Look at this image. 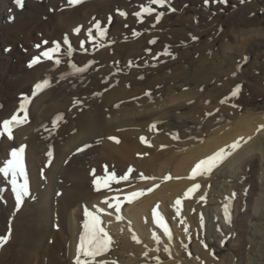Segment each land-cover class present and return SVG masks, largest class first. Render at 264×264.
Returning a JSON list of instances; mask_svg holds the SVG:
<instances>
[{
    "label": "bare ground",
    "instance_id": "obj_1",
    "mask_svg": "<svg viewBox=\"0 0 264 264\" xmlns=\"http://www.w3.org/2000/svg\"><path fill=\"white\" fill-rule=\"evenodd\" d=\"M15 1L16 0H12V1L0 0V34L2 32L3 34L11 35V38H14V36L16 35L27 32L28 29L30 28L34 29L39 25H43L44 27L42 29L46 30L47 32H49L51 29L53 31L50 32V37H49L50 40L55 37H60L61 40L63 33H66L65 30L71 28L69 34L71 32L72 33L71 35L67 36V38H69V43L71 45V48H76V50H74L73 53L71 52L70 55L68 54L69 43H65L64 40L66 39V37L64 36H63L64 40H61L62 46L60 47L59 53L55 54L54 59L51 60L50 59L44 60L43 56L40 54L53 48L52 44H49L45 48L42 46L38 48H34L31 46L32 49H34L33 50L34 52H32L33 53L32 58L29 56L31 59H29L28 62L31 63L34 58L40 56L39 63L34 64V66L29 69H27V67L26 69L23 68L22 74L19 73V76H15V78L13 79L11 75V74L15 75L14 73L15 71L12 68L13 58L8 56L2 58L0 57V100H1L0 104L3 105V109L1 110L2 112L0 111V119L4 118L10 120L13 117L14 113L17 112V109L20 108L21 105V104L19 105L18 103L19 100L15 99V96H17L19 93L22 94L28 93L27 86L29 83L37 82L35 84L36 86L39 83V81L40 83L43 82L44 80L43 78H45L46 80L47 79L46 78L47 72L45 71L46 69L50 70L52 69V67L53 68L55 67L54 65H56L57 70L54 73L55 76L57 74L62 73V69L64 66L62 65V60H63L62 55H65L66 58L68 57L67 59H65V67L70 69L68 71L73 73L74 69L71 66L77 62L80 65H83V68L86 69L85 71L88 70L89 72L87 73L91 75L92 72H90L89 68L90 69L92 68L90 66L91 63L94 62L91 61L92 58L95 59L94 63H96L98 67H101L100 65L102 64L104 65L106 60L107 61L114 60L115 61L114 64L115 65L118 64L120 66V64H122L126 58L128 61L130 59H132L133 61H135V59H138L139 53L137 51H139V49L142 48V45H144V43L146 42L145 36L144 39H140L142 38L140 29H142L145 26L146 28L149 27L148 24L143 23L142 25H138V26L134 25L133 27H131V29L125 30L124 26L128 27L132 24V22L134 23L137 22L138 20L132 18V22L126 21L123 22L122 24V19L116 18L117 19L116 21L115 19H112L111 21L112 24L109 26L110 30L116 24L118 25L120 24L116 29L117 35L119 37H120V33L126 34V33L136 32L135 35L140 40L135 41L134 39H131L130 41H126V42L124 41L118 42L119 40L117 41L113 40L117 42L116 44H114L113 42L114 44L113 47L105 46L103 48H100L99 51L96 53L76 54L75 55L76 58H73L74 57L73 54L78 53L76 51H79V47L75 46L76 41L77 40L79 42L81 41L82 44L85 43L84 39L82 38L83 35H77V36L73 35V31H75V29L81 26L79 22L87 23L89 20L92 19V17L95 14H98L99 16H104L103 19L105 22L109 21L110 17L112 16L110 12L116 10V8L119 5H121V2L123 0H86L83 4L80 3L81 5L77 4L75 6L72 5L70 7L60 6L61 3H63L65 6L70 5V3L69 4L67 3V0H49V3L46 4L41 3L44 0H23V7L14 4ZM139 1H140L139 5L143 3L144 4L143 6L149 5L150 2V0H139ZM129 4L126 3L123 5V7H125V9L127 10L128 15H130V13L133 10L132 7L129 6ZM157 5L159 4H152V7L156 8ZM166 5L168 6V4ZM134 6L135 5H133V7ZM51 9H55V13L53 16L49 15ZM108 9H109V13H108ZM182 10L183 11L186 10L187 14L192 13L193 16H197L199 14L203 15V13H205L202 12L200 8L194 7V5L187 6ZM104 11H106L107 14H103ZM134 11L137 12L138 10H133V12ZM76 23L79 24L75 26L74 24ZM71 26L74 27L72 28ZM87 26L89 25L86 24L85 27ZM84 31L85 29L83 30V33ZM105 38L104 37L101 38L103 40L101 44L105 45V41H106ZM0 39L4 44L5 40L3 36H0ZM110 42L111 41H107L106 45ZM160 44L161 43L157 44L158 45V47L156 46L157 49L160 47ZM162 44L165 43L162 42ZM215 45L216 44H214V47ZM94 47L95 45H93L90 48V50L93 51ZM210 47L212 48L213 45L208 47L207 49L208 52H210L211 50ZM168 48L167 46L166 47L164 46V49L161 47L162 50L160 49L159 50L162 52L163 50H167ZM231 48H232L231 46L227 45L225 46L224 50L225 51L231 50ZM209 54H211V52ZM200 55L202 56H199L201 59L199 60V64L197 65L198 70L196 71L202 72L201 74L202 77L201 79L200 78L195 79L196 83L199 84V86L203 84L202 81L198 82L199 80H203L207 83H210L213 80L212 78H210V76L212 74H216L218 70V66H221L223 69H225L224 67L226 66L224 64L223 65L221 64L222 61L220 59H218V62L220 61L219 63L216 62L217 60L215 59H217L218 56L212 57L211 58L212 61H209L208 56L204 57L203 53H201ZM57 58L60 60L59 65L55 64L54 62L55 59ZM181 68L179 67V71H177L178 72L177 74H185V75L192 74L191 71L186 69L181 70ZM111 69L112 68L110 69L103 67L99 68V72L97 74H93V76L95 75L94 77H91L89 75L87 79H82V81L85 80V83L86 81H88L86 85H84V83L81 84L82 83L81 81L79 83V80L76 82L74 78H71L70 79L71 87L69 88V86H67L70 90L64 87H60V89H63L65 91L62 92L63 94L62 99H60L61 97L58 99L55 97L56 95L60 94L58 92V90H60L59 88L57 89L51 88L43 93L41 92L42 93L41 95H39V93L37 94L35 89L33 91H30V93L32 92L34 93L35 91L36 96L38 97V99L35 101V103H33L31 108L32 110L37 111L36 122L35 123L32 122L33 126L31 125L21 126L18 127L16 130L13 129L12 132H14L13 134L15 136L12 139H6L5 141L1 142L0 153L2 152V160L0 164L1 167L3 168L5 166L6 161L11 159V152L13 150H18L19 148L23 147L25 172L26 170H28L27 167H30L31 169L30 176L31 179L35 182L37 178L36 177V170L38 168L37 164L39 161L41 162L43 160V159L41 160L39 156H41L40 155L41 152H44L45 151L44 149L46 148L44 147L45 143L43 141L47 142L46 141L47 135H51L49 134V132L51 133L53 132V135L50 136V139L48 138L49 140L47 143L49 144V142H52L53 144H55L53 147V157H52L53 159H50L51 161L49 159H45L46 162L49 160L47 164L49 168L48 180H46L48 186L47 197L45 199H41L40 203L38 202L39 204L33 207L34 209L32 212L27 213L25 210L27 208L26 206L22 209V211L19 214L15 215V226H17L16 230L18 229V231L13 241H11L8 244L9 246L7 245V247L3 248V250L1 251L0 264H4L2 260L5 258V255L8 254L10 249L9 247L13 244L15 245L18 240L23 245V248L21 249L24 248L26 249L25 252L21 250L23 258L21 260L17 258L16 260H14L15 261L14 264H71L72 260L73 263H76L77 249L80 241L74 239L73 236L74 239L72 244L73 247H69V256H67L66 254L67 247L64 246L63 248L61 245L62 241L65 245L67 244V241L65 240L64 236H67V233H70L72 231V229L74 228L73 224L76 226V228H78L77 231L78 234L76 235L77 238L78 239L81 238L80 236L81 234L79 233L82 230V226L84 225V223H82L83 217L76 214L77 210L73 212L75 206L77 207L78 204L85 202L87 199V200H91V203H89L90 207L91 206L95 207V210L97 211H99V209L102 208H105L108 211L109 210L115 211L114 208H109L108 204L104 202L105 199H103L108 195V193H104V192L108 189H113V188H114V193H118V194H116L115 196H110L111 199H106V200L114 204L115 200L113 198L115 197L119 198V200L122 202L119 214H121V216L125 218L124 222L127 224L126 227L124 226L127 229H125V231L122 230V232L118 234V237L120 238L119 240H117V242L119 241V251L116 252L115 256L116 257L120 256L121 258L117 262H113V261L111 262L110 261L111 259L109 260L108 256H106L107 254L106 252L104 255L101 256V258H99L98 262L96 263L93 262V264H142V262H144L146 258L152 259L154 256H161L160 252L165 251L167 249L166 247H149V249L146 251L147 254L145 253L144 255L143 247H139L141 245L140 244L138 245L139 242L135 241L133 237L139 238V235L142 232V234H144V237L146 239L153 241L151 240L150 235H148L149 230L156 229L159 230V233L160 230H164L162 227L158 225L157 220L160 217H162L163 222L167 225L165 217L167 216L170 217L171 215H173L174 211L179 206L176 204V200L177 199L182 200L189 193V189H192L194 185L200 183L202 187V190L200 192L197 191L198 194L196 195L195 200L200 199L202 195H205L204 198L206 201L215 202L217 200H221L222 193H224V196L222 195L223 199L227 194H231L233 192L235 194L236 192L234 188L237 186L232 185L231 187L229 186L226 189L224 188V183L227 182V180L223 181L222 179L225 177L227 178L228 175L227 173H230L231 175L234 171H236L237 173L241 169L245 170L246 165H249V167L250 165L254 167L256 161L253 158L254 157L253 155L254 152L256 151L261 152V159H258L261 167L260 169H258V173L260 177V171L263 172V181H264V144L260 143V141H262L260 139L264 137V128L261 127L264 126V116L255 118L253 116L251 117L245 115L238 118L236 111L235 113H232L230 115V119L233 120V122L230 125H228L226 128L222 126L213 132H211L210 125L203 128L205 134L208 133L206 136L203 132H199L196 126L194 128H190V126L186 125L187 123L190 122V120H195L198 123L197 119L200 117L196 118L193 115L188 118L189 122L186 120L182 121L183 125L181 126V128L185 127L184 129H186L187 126V129L189 130H185V132H182V137L178 133L179 134L178 137L182 139L189 138L190 136H192V131H194L193 134L194 133L198 134L196 136L198 139L203 137L202 135L203 133L205 135L204 139L198 140L197 138L195 139L189 138V140L187 139L186 141L179 140L178 142L177 140L175 141L174 139L172 138L169 139L167 136H165L166 135L165 131H169V130H165L168 123L167 124L162 123V120L159 121V119L156 117H154L151 121H147L146 118L148 117H144L142 114H137L136 115L137 118H133V119L131 117H130L131 119H129V115L128 118H125L127 115V111H129V113L130 111H132L133 113V111L136 109V106H131V104L130 105L127 104L128 108H126L125 110L123 109L122 111V109H117L119 108L118 103L126 102V99H128L129 97H136L138 93L137 90L136 91L134 90V88L133 89L126 88L128 84V83L126 84L127 77H121V79L119 78V81H115L113 87L108 89L110 90L109 92L103 94L102 90L108 88V86L111 85L109 84V81H107L111 74L110 71ZM138 75H139L138 72L136 74L134 73L135 78ZM193 75L199 76L198 74H193ZM148 77L152 82L153 76L148 75ZM172 77L173 75L168 76L167 74H164V77H160V79L154 78L153 85L155 86V84L161 81L162 78L163 79L168 78V80L170 81ZM175 77L178 76L175 75ZM7 78H9V81H7ZM248 78H245L244 76L243 78L244 80L242 79L244 83L242 85V88L249 86L254 91V90H258L257 89L258 86H260L261 88L263 87L264 79H262L261 77L256 78L257 81L262 82L259 85L250 84V83L248 84L245 81ZM155 79H157V81ZM133 81L134 82L132 83L135 85L142 84L140 82L138 83L136 79ZM236 81L237 80H235V82ZM235 82L231 80L228 82L227 85L232 87L237 86L238 83ZM238 82L240 84L242 83L240 81ZM2 83H5V85L2 86ZM53 83H55L56 85V82ZM81 85H83V87ZM18 89H21V91L19 92L17 91L15 93V90ZM22 90L24 92H22ZM70 96L74 97V99H71ZM192 96L194 95H189L188 97L191 98ZM216 96H218V94ZM252 100L253 98L251 97L248 99L247 102H251ZM74 101L76 102L74 103ZM99 101L101 102V104L99 103ZM78 102H80V105ZM26 107H27V119H30V116L28 115L29 113L28 109L30 108V103H27ZM129 107H131L133 110L132 109L130 110ZM175 109L180 110L181 105H178L177 107H175ZM38 112L40 115L38 114ZM140 112L141 111L139 110V113ZM24 115L25 113L21 111L20 118L22 119ZM60 116H62L63 119L58 120L57 118ZM181 119L182 117H179V119L177 118L178 121ZM63 120L67 121V123H65L66 125L63 124L62 122ZM47 121L50 124L54 122L58 124L57 126L50 125L48 128L45 125ZM146 123L147 125L149 123L150 124L157 123L156 127H160L163 129L162 132L163 136L156 138L151 137L148 131H144L145 130L144 127L147 126ZM37 125L40 126L38 127V129H35L36 132H34V130L32 129ZM59 126L62 127L60 128ZM150 127L151 125L149 126L148 130L150 129ZM75 129L79 130V133L77 135L73 134ZM256 133L257 135L255 136V138L249 140L248 142H245L247 139L250 138V136ZM58 135L60 136L66 135L68 137L65 148H63L62 138H60L61 140H59ZM142 137L147 141V143H145L144 145L141 140ZM40 138L43 139L42 143L38 141L40 140ZM110 138H115V139H110ZM116 140H118L119 143H117ZM237 140H240L241 143H246V144L244 146L241 145L239 149L233 152L231 155H229L228 158L223 161V163H221L218 167L212 170L214 171L212 176L209 177L208 174H203V175L197 174L195 178H189L192 174V170L194 169L197 163H199L203 159H206L207 157L212 156L214 153L218 152L221 149L230 150L229 146L234 142H236ZM153 141H155V143L157 142L156 145L152 144L151 146L154 145L152 148L145 147L146 144L149 145ZM190 145H194V146L191 147ZM82 147H83V151L81 150L82 151V152L80 151L81 153H76L77 150ZM67 159H69L70 161H67ZM129 169H132V171L129 172ZM113 173H115V177L117 179L125 175H128V179L127 180L120 179L119 183H117L115 182V180L109 179V177H111ZM141 173H143V175L146 177H155V179L146 180V182L144 183L143 180L140 179ZM59 175L60 177H58ZM168 176H171V179L166 180L165 177ZM179 177H181L180 180L178 179ZM20 178L23 183L25 177L21 176ZM19 179H18V183H19ZM97 180L100 181L99 188L100 190H102L100 194L98 192L94 193L95 192L94 188H97L96 185ZM107 180H110L109 182H113V183H111V185L107 184V186H105L104 182ZM229 180L231 181L230 183L236 182L237 185L240 184L238 182V179L233 180L232 177H230ZM27 182H28V194L23 197V200L25 197L29 195L30 192L28 178H27ZM207 182L208 184L210 183V186L206 184ZM260 183L264 187V182H260ZM93 184H95V187L93 186ZM217 184H218V190L215 191L212 187L215 188ZM156 185H159V187H155ZM64 188L66 191L64 190ZM148 189H154V190L149 192L150 194H146V191ZM207 189H211V190L208 191ZM58 191L61 192L60 193L61 197L58 198V201H56L57 205H55L58 216L57 219L58 221L55 220L56 221L55 225L56 224L59 225V230L55 232L56 233L55 234L54 231L52 230L54 208L50 205V198H51L50 195L51 193H53L55 197ZM134 191H143L144 195H142L140 198L135 199L133 202L129 203L124 198L126 195ZM43 193L45 194V192ZM250 193H247L244 196L241 194L239 198L238 197L234 198L235 201L233 202L234 204L233 206L235 207L236 211L239 208V206L241 207V205H245L247 211L250 210V212L252 211V213L254 211L256 212L257 210H260L261 208H264V196L262 197V199L255 198ZM13 194H16L15 191L13 192ZM232 198H233V194H232ZM190 202H192V200L185 202L182 205L183 210H180L177 213L179 222H175L173 224L174 233L173 231H171L173 234L170 232L171 235L175 237L173 246L171 247V249L175 251L174 257L172 259V262L166 264H201V261L202 263L204 262L205 264H207V262L208 264H211L212 261H214L215 259L209 256L210 251L213 249L212 247L211 248L207 247V251L205 250L204 246L207 244V242L203 241V237L201 236V233L200 236L197 235L192 236L197 241L198 240L202 241V244H200L201 242L196 243L194 247V251L198 258L195 260L187 259L188 256L187 254L191 253V248L188 245L189 242L182 236L184 233L182 231L183 227L180 226V223L183 219H181L180 216L182 214L185 218V211L187 205ZM200 204L203 205V203ZM253 204H254V209H253ZM226 209L227 211H229L228 208ZM226 209L217 207L215 211L213 210V213L219 211V213H223L222 215L226 217L228 213V212L226 213ZM122 210H124L123 213L125 215L122 213ZM205 211L209 215L211 222L212 220L211 214L208 213L207 207L205 208ZM11 212L12 211L10 208L6 209L5 205L0 203L1 219L3 218L5 222H9L8 220L13 216ZM99 212H100L99 214L101 213L104 214V211H99ZM95 214L98 215L97 213ZM98 216L100 217L101 221L104 219L102 215H98ZM24 219H28V221L25 222L23 221ZM250 220H251V215L250 216L248 215L247 218H242L237 221V223H240L241 221L245 222L242 224L243 226H240L241 228H244V230H246L245 233L250 231L249 226L252 223V221ZM24 222H25V228L21 229L20 228L21 224L24 225L23 224ZM122 225H118L117 223H114L112 225L113 227L112 229L114 231H117L119 229L120 232L122 229L121 227H123ZM210 225L211 223H209V226ZM51 235L52 236L55 235L51 240L52 243L48 247H45V243L48 241ZM162 235L163 237L168 238L167 234L163 233ZM177 242H180V247H176ZM57 245H59V247H56ZM181 248L185 249L182 250L183 254L181 253L180 250ZM214 250H216V253L222 252L220 248H216V249L214 248ZM245 250L246 248L242 247L241 244L237 249V254H239L240 258L243 260V263L246 260ZM177 252H179L178 257L176 256ZM61 254H63V258H61V256H58ZM235 257L237 259L236 255L228 252L227 254H225V256L222 259L218 258L217 259L218 262L216 264H234V262L237 261L236 259L234 260ZM81 259L88 260L90 258L81 257ZM237 264H242V263H240V260H238ZM248 264H250V261L248 262Z\"/></svg>",
    "mask_w": 264,
    "mask_h": 264
},
{
    "label": "rangeland",
    "instance_id": "obj_2",
    "mask_svg": "<svg viewBox=\"0 0 264 264\" xmlns=\"http://www.w3.org/2000/svg\"><path fill=\"white\" fill-rule=\"evenodd\" d=\"M85 1L86 0H83L81 4H83ZM41 3L43 4L49 3V0H44ZM67 3L69 4V0H67ZM126 3L128 4L130 3L129 6H131L133 10H138V11L133 12L132 10L130 15H128L127 10L125 9V7H123V5ZM14 4H16V1L14 2ZM139 4H140L139 0L137 1L136 0H123L121 2V5H119L116 8V10L110 12L112 16L110 17L109 21L105 22L103 19L104 16H99L98 14H95L92 17V19L89 20L87 23L79 22L81 26L78 27L80 29L78 34L76 31L72 30L74 36L83 35L82 38L85 41V43L83 44L81 41L80 42L78 40L76 41L75 46L79 47V51H76L78 53L73 54L74 56L73 58H76L75 56L76 54L96 53L99 51L100 48H103L105 46L113 47V45L117 43L115 42L117 40H119L118 42H122V41L126 42V41H130L131 39H134L135 41H139L140 39H144V36H145L146 42L144 43V45H142V48L139 49L140 52L137 51L139 53L138 55L139 57L138 59H135V61H133L132 59L128 61L126 58L124 62L120 64L119 66L118 64L117 65L114 64L115 63L114 60H109V61L106 60L104 65L103 64L100 65L103 68H108V69L112 68L110 70L111 74L109 76V79L107 80L109 81V84L111 85L108 86V88L104 87L105 89L102 90L103 94L109 92L110 90L108 89L113 87L115 81H119V78L121 79V77H127L126 84L127 83L128 84L126 88H132V89L134 88L135 91L137 90L138 94L136 95V97H129L128 99H126V102L118 103L119 108L116 107L117 109H122L123 111V109L125 110L126 108H128L127 104L129 105L131 104V106H136V109L133 111V113L132 111H130V113L129 111H127V115L125 118H128V115H129V119L131 118L133 119V118H137L136 117L137 114H142L144 117H148L146 118L147 121H151L154 117H156L159 119V121L162 120V123H165V124L168 123L165 130H169V131H165L166 132L165 136H167L169 139L172 138L175 141L177 140L179 142V140L186 141V139L189 140V138H194V139L197 138L196 136L198 134H195V133L193 134L194 131H192V136H190L189 138H185V139H182L180 137L178 139L174 138L175 136H178L179 134L182 137V132H185V130H189L187 129V126H186V129H184L185 127L181 128V126L183 125L182 121L186 120L189 122L188 118L193 115L196 118L200 117L197 119L198 123L195 120H190V122L187 123L186 125L190 126V128H194L196 126L197 130L199 132H203L204 134L205 132L203 128L209 125L211 128V132L216 131L222 126L226 128L228 125H230L233 122V120L230 119V115L232 113H235L236 111H237L238 118L245 116V115L251 116V117L253 116L255 118L264 116V91H263L264 85L262 88L258 86L257 88L258 90H254V91L249 86L242 88V85L244 84L243 83L244 76L245 78L249 77L248 79L245 80L248 84L250 83V84L259 85L262 82L257 81L256 78L261 77L262 79H264V0H227L226 3L222 2V0H165V4L163 7L160 5H157L156 8L152 7V4L149 2V5H146V6L148 7L150 6L153 9V12L151 15L143 14L142 16H138L137 13H142L143 8L146 6H143L144 5L143 3H141V5ZM166 4H168V6ZM133 5L135 6L133 7ZM190 5H194V7L200 8L202 12H205V13H203V15L199 14L197 16H193L192 13L187 14L186 10L184 11L182 10ZM60 6L70 7L72 5L70 4L68 6H65L63 3H61ZM178 10H181V11H178ZM121 12L126 13V16L120 15ZM54 13H55V9H51V12L49 15L53 16ZM108 13H109V9H108ZM161 13L163 15L159 17V20H157L158 15ZM103 14H107L106 11H104ZM106 18H109V17H106ZM116 18L122 19V24L123 22H126V21L132 22V18L138 20L137 22H134V23L132 22V24L128 27H125L123 25L125 30L131 29V27H133L134 25L135 26L142 25L143 23L148 24L149 27L146 28L145 26L142 29H140L141 37H142L140 39H138V37L135 35L136 32L126 33V34L120 33V37H119L117 35L116 29L120 24L119 25L116 24L115 26H113L111 30L109 29V26L112 24L111 22L112 19H115L116 21L117 20ZM97 22H99L101 29L106 30V34L103 36L104 38L106 36L105 45L101 44L103 42V40L101 39L102 37L95 27ZM79 23H76L74 25L76 26ZM86 24L89 26L85 27ZM43 27H44L43 25H39L34 29L30 28L28 29L27 32L16 35L14 36V38H11V35L3 34L1 32L0 36H3L5 41L3 40L4 41V44H3L2 40L0 39V54H1L0 57L2 58L5 56H8V57L13 58L12 68L15 71L14 72L15 75L11 74L12 72L10 73L12 75V79L15 78V76H19V73L22 74L23 68L26 69L27 67V69H29L34 66L33 64L31 67H29L30 63L28 62L29 59H31L33 56L32 52H34L33 51L34 49H32V47L38 48L37 46L39 47L42 46L45 48L49 44H52V46L54 47L56 43H59L61 47L62 46L61 40H64L63 36L66 37V39L69 42V38H67V36L71 35L72 32L69 34L71 28H68L67 30H65L66 33H63L61 40H60V37H55L53 38L54 40L53 39L50 40L49 37H50V32H53L52 29L49 32H47L46 30L42 29ZM71 27L73 28L74 26H71ZM84 29L85 31L83 33ZM89 31H91V36H89ZM107 41H111V42L106 45ZM152 41H155V43H152ZM162 42L165 44H162ZM159 43H161L162 45L160 44V47L157 49L156 46L158 47L157 44ZM214 44H216L215 47H214ZM81 45H83V47H81ZM93 45H95V47L93 51H91L90 48ZM212 45L213 47L212 48L210 47L211 54H209L210 52H208L207 49L209 46H212ZM227 45L232 47L231 50H226V51L224 50L225 46ZM164 46L165 47L167 46V48L168 47L169 48L161 52L160 51L162 50L161 47L164 49ZM74 50H76V48H72V53L74 52ZM158 51H160L161 53ZM165 52L171 53V55H167L165 54ZM201 53H203L204 57L208 56L209 54L208 56L209 61H212L211 59L212 57L218 56L219 58L217 57V59H215L217 60L216 62L219 63L220 61L218 62V59H220L222 61L221 64L222 65L224 64L226 66L224 67L225 69H223L221 66H218V70L216 74H212L210 76V78L213 79L210 83H207L203 80H199L198 82L202 81L203 83L202 85L199 86V84L196 83L195 79L196 78L201 79L202 77L201 75L202 72L196 71L198 70L197 65L199 64V60L201 59L199 56H202L200 55ZM62 58H63L62 65L64 66L62 69V73L57 74L58 77L57 75L55 76L54 74L55 71L57 70L56 65H54L55 67L54 68L52 67V69L49 68L50 70L48 69L45 70L47 72V73L45 72L46 78H47L46 80L50 81V86L45 87L43 91H40L39 95H41L43 92L51 88L60 89V87H64V88L69 89L71 87V84H70L71 78H74L76 82L79 80V83L81 81L82 82L81 84L84 83V85L88 83V81H86V83H85V80L82 81V79H87L89 77L90 74L87 73L89 72L88 70L81 71V72H76L74 70L73 73H71L70 71H68L70 69L65 67V59H67L68 57L66 58L65 55H62ZM232 58H235V59H232ZM43 59L45 60L46 58L43 57ZM46 60H49V59H46ZM232 60L235 64L232 62ZM91 61L95 62V59L92 58ZM94 62L91 63L90 67L92 68L91 69L89 68L90 72H92V74L90 75L91 77H94L95 75L93 76V74H97L99 72V68H101V67H98V65H96V63ZM226 63H229V64H226ZM74 65H76L78 68L84 69L83 65H80L77 62ZM179 67L180 68L182 67L181 70L186 69V70L191 71L192 74H189V75L177 74L178 73L177 71H179ZM137 72L139 75L135 78L134 73L136 74ZM118 73H120L121 75ZM164 74H167L168 76L173 75V77L170 81L168 80V78H164V79L162 78V80L159 81L154 86L153 79L154 78L160 79V77H164ZM193 74H198L199 76H195ZM148 75L153 76L152 82L150 78L148 77ZM175 75L178 77H175ZM239 77L240 78L242 77V78L240 79ZM43 79L42 80L45 81V78ZM135 79L138 81V83L140 82L142 84L141 85L133 84L132 82H134L133 80ZM155 80L157 81V79ZM231 80L234 82L235 80H237L235 83H238L237 86L240 87L238 96H235V97L232 96V92L234 89L237 88V86L232 87V86L227 85L228 82ZM7 81H9V78H7ZM105 81H106V78H105ZM238 81L242 83L240 84ZM53 82H56V85ZM36 83L37 82H31L28 84L27 86L28 93L26 94L19 93L17 96H15V99L19 100L18 101L19 105L24 101L25 97H27L30 100V108H29L30 111L28 109V112H29L28 115L30 116V119H27L28 120L27 123H23L24 125L21 124L18 127L30 126V125L33 126V123L36 122L37 111L32 110L31 108H32L33 103H35V101L38 99V97L36 96V93H35L36 90L34 91V93L33 92L30 93V91H33L35 89ZM4 85L5 83H2V86ZM67 86H69V88ZM81 86L83 87V85ZM17 91L19 92L21 91V89L15 90V93ZM22 92L24 91L22 90ZM58 92L60 94L56 95L55 97L57 99L61 97L60 99H62V95H63L62 92H65V91L63 89H60L58 90ZM217 94L218 96H216ZM189 95H194V96L190 98L188 97ZM70 97L71 99H74V97L72 96ZM251 97L253 98V100L251 102H247L248 99ZM222 100H226L227 102L221 103ZM75 102L76 101H74V103ZM0 103H1V100H0ZM78 103L80 105V102ZM99 103L101 104L100 101ZM0 105H1L0 106L1 107L0 111H1L3 109V105L2 104ZM178 105H181L180 110L175 109V107H177ZM233 105H235V107H233ZM75 107H78V106H75ZM129 109L131 110L132 108L129 107ZM139 110L141 111L140 113H139ZM16 113H19V117H20V113H21L20 108H18L17 112H15L14 114ZM209 113H211V115H208ZM179 117H182V119L178 121L177 118L179 119ZM5 120L7 119H4V118L0 119V131L3 130L2 123ZM62 122L63 124L67 123V121L65 120H63ZM57 124L55 122L50 124L48 123V121L45 123V125L48 128L50 125L57 126ZM153 124L157 125V123H152V124L149 123L148 125L152 126ZM148 125L144 127L145 129L144 131H148L151 137L156 138V137L163 136L162 128L156 127L155 129H151L150 127V129L148 130L149 128ZM39 126L40 125L33 127L32 130L36 132L35 129H38ZM18 127H15L13 129L16 130ZM59 127L61 128L62 126H59ZM13 133L14 132H12V135H13L12 137L15 136ZM78 133H79L78 129H75L73 132L74 135H77ZM188 133H191V132H188ZM203 133H202L203 137L200 139L197 138L198 140L204 139L205 135L207 136L208 134L207 133L204 135ZM49 134L53 135V132L52 133L49 132ZM51 135H47V138H46L47 142L43 141V139L41 138L40 140H38L41 143L42 141L45 143L44 147L46 148L44 150L46 152L43 150L44 152H41L40 154L41 156H39L41 160L43 159L42 160L43 162L41 161L42 162L41 163L39 161L37 164L38 165L37 166L38 168L36 170L37 178L35 182L31 179L30 167H27L28 170H26V177L29 180V191L30 192H29V195L24 198L21 204L17 203L15 194H13L14 189L11 183V177L10 176L4 177L2 174H0V203L5 205L6 209L10 208L12 211L11 213L13 214V216L9 220L7 219L9 222H5V220H3V218L1 219L0 217V238L7 240L6 243H0V254L3 248L7 247V245L11 241H13L14 237L17 234L18 229L16 230L17 226H15V215L19 214L22 211V209L26 206H27V208L25 209L26 212L27 213L32 212L34 209L33 207L35 205L37 206L40 203L41 199H45L47 197V190H48L47 187L48 186H47L46 180H48V171H49L47 164L50 159H53L52 158L53 157V147L55 145L52 142H49V144H47ZM253 135L250 136V138L247 139L245 142H248L249 140L255 138L257 133ZM58 137H59L58 138L59 140H61L60 138H62L63 148H65L68 137L66 135L65 136L58 135ZM6 139H9L7 134H5L3 137H0V144ZM260 140H262L260 141V143L264 144V137L261 138ZM142 143L143 145L145 144L144 142ZM156 143L155 141H153L149 144L150 146L146 144L145 147L152 148L154 145L153 146L151 145L152 144L156 145ZM245 144L246 143H241L242 146H244ZM190 146L192 147L194 145H190ZM81 149L83 151V147H82V148H79L77 152L76 151L75 152L81 153L82 152ZM49 152L52 153L51 157H49L48 155ZM253 156H254L253 158L256 161V164L254 167L251 165L250 167L249 165H246L245 166L246 171L241 169L237 173L236 171H234L231 175L230 173H227L228 174L227 178L226 177L223 179L221 178L223 181L227 180V182L224 183V188L227 189L229 186L231 187L232 185L237 186L234 188L236 192L235 194L234 192L231 194H227L225 195L223 199L224 193H222L223 192L222 191L221 193L223 196L221 195V200H217L215 202L206 201L204 198L205 195H202L200 199L195 200V197L198 194L197 191L200 192L202 190L201 184L198 183L200 185L199 189L192 191L190 194L188 193L181 200V204L178 206L179 211L183 210L182 205L185 202L192 200V202H190L187 205V208L185 211V218L182 214L180 216L181 219H183L180 223V226L183 227L182 231L184 233L182 236L189 242L188 245L191 248V253L187 254L188 255L187 259L195 260L198 258L194 251V247L196 243L201 242L200 244H202V241L201 240L197 241L192 236L193 235L200 236V233H201V236L203 237V241L207 242V244L204 246L205 250L207 251V247L213 248L209 253L210 257L215 258L211 264H216L218 262L217 259L218 258L222 259L225 256V254H227L228 252L237 256V259L236 257L234 258V260L235 259L237 260L234 262V264H237L238 260H240V263L242 264H248L249 261H250V264H264V208H261L260 210H257L256 212L254 211L252 213V211L250 212V210H248L249 212L247 211V208L245 207V205L240 204L241 207L239 206L237 211L235 210V207L233 206L234 205L233 202L235 201L234 198L236 197L239 198L241 194L244 196L247 193L251 192L250 194L252 196H254L255 198H260V199H262V197L264 196V187L260 183V182H264L263 172L260 171V177L258 173V169H260L261 167L260 162L258 160V159H261V152L259 151L254 152ZM45 159H49V160L46 162ZM1 160H2V152L0 153V162ZM67 161H70V160L67 159ZM0 168H2L1 164H0ZM213 173L214 171L208 174V176L209 177L212 176ZM58 177H60V175ZM230 177H232L233 180L238 179V182L240 184L237 185L236 182L230 183L231 182L229 180ZM19 178L20 177H18V179ZM178 179L180 180L181 177H179ZM109 181L110 180H107V184L111 185V183L113 182H109ZM143 182L145 183L146 180H143ZM19 183L22 184L21 178L19 179ZM206 184L210 186V183L208 184L207 182ZM93 186L95 187V184H93ZM212 188L215 191H217L218 184L215 188L214 187ZM211 189H207V190L210 191ZM99 190H97V188H94V191H95L94 193L98 192L100 194L102 190L100 191ZM43 192H45V194ZM60 193L61 192L58 191L55 197L53 193H51L50 195L51 198L49 197L50 205L54 208L53 209V227H52V230L54 231V233L59 230V225L57 224L55 225L56 221H58L57 220L58 216H57V211H56L57 209L55 205H57L56 201H58V198L61 197ZM104 193H108V195L103 198L105 199V201L106 199H111L110 196H115L116 194H118V193H114V188L108 189ZM193 193H194V196H193ZM146 194H150L148 190L146 191ZM232 194H233V198H232ZM89 203H91V200L86 199L85 202L78 204L77 207L75 206V209L73 212L77 210L76 214L83 217L82 223H85L88 220V217L85 214L86 211L93 212L94 214L97 213L98 215H102L104 217V219L102 220L101 226L105 229V231L108 232L109 236L112 238V241H113V243L111 244V248L107 252L106 256H108L109 260L111 259L110 260L111 262L112 261L117 262L121 258L120 256L119 257L115 256L116 252L119 251V241L117 242V240H119L120 238L118 237V234H120L122 230L125 231V229H127L125 228L127 226V224L124 222L125 218L122 216L124 219H117V216H121V214L116 213L113 210L108 211L105 208H102L104 209V214L103 213L99 214L100 212L95 210V207H92V206L90 207ZM200 203H203V205H201ZM206 207L208 208V213L211 214V219H212L211 222H210L209 215L205 211ZM217 207L218 208L220 207L222 209L228 208L229 211L227 212L229 213V215L227 213V216L224 217L222 215L223 213H219V211L213 213V210L215 211ZM253 209H254V204H253ZM123 211L124 210H122V213ZM177 213L178 211L176 209L173 215H171L170 217L168 216L165 217L167 227H169L168 228L169 231L170 232L173 231V233H174L173 224L175 222H179ZM248 215L249 216L251 215L250 221H252V223L249 226L250 231L248 230L249 232L245 233L246 230L240 227V226H243L242 224L245 222L241 221L240 223H237V221L242 218H247ZM229 216H230L231 222H229V219H228ZM23 221L27 222L28 219H24ZM25 222L23 223L24 225L21 224V227H20L21 229L25 228ZM114 223H117L118 225L123 224L122 225L123 227H121L122 229L120 232H119V229L117 231H114L112 229L113 228L112 225ZM209 223H211L212 227L211 225L209 226ZM73 227L74 228L72 229V231L70 233H67V236H64L65 240L67 241V244L65 245L63 241L61 242L62 243L61 245L63 248L64 246L68 248V249L66 248L67 256H69V247H73L72 245L73 240L76 239L80 241V239H78L76 236L78 234L77 232L78 228H76L74 224H73ZM81 231L79 233L81 234L80 236L83 235V231H84L83 226H82ZM163 233H165L164 230H160V233H159V230H156V229L149 230L148 235H150V238L153 241L146 239L144 237V234H142V232L140 233L139 238L135 237V241L138 240L139 241L138 245L139 244L141 245L139 247H143L144 255L145 253L147 254L146 251L149 249V247H166L167 249L165 251L160 252L161 256H154L152 259L146 258L145 261L142 262V264H166V263L172 262L175 251H173L171 247L173 246L175 237L171 235V238H170L167 235L168 238H166V237H163L162 235ZM54 236L51 235L49 237L48 241L45 243V247H48L52 243L51 240L53 239ZM73 236H74V239H73ZM177 241H178V238H177ZM240 244L242 245V247L246 248L245 250L246 260L244 261V263H243V260L240 258L239 254H237V249L240 246ZM59 245H57L56 247H59ZM176 247H180V242L176 243ZM9 248L10 249H9L8 254H6L5 258L2 260L4 264H14L15 262L14 260H16L17 258L21 260L23 258L21 250L25 252L26 248L21 249L23 248V245L20 243L19 240L17 241L15 245L13 244ZM214 248L215 249L220 248L222 252L216 253V250H214ZM180 250H181V253L183 254L182 250H185V249L181 248ZM178 255H179V252L176 253L177 257ZM58 256H61V258H63V254L58 255ZM99 258H101V256L96 257L94 263L98 262ZM71 264H76V263H73V260H72ZM201 264H205V263L204 262L202 263L201 261Z\"/></svg>",
    "mask_w": 264,
    "mask_h": 264
},
{
    "label": "snow or ice",
    "instance_id": "obj_3",
    "mask_svg": "<svg viewBox=\"0 0 264 264\" xmlns=\"http://www.w3.org/2000/svg\"><path fill=\"white\" fill-rule=\"evenodd\" d=\"M83 0H69V3L73 6L82 3ZM222 2H227V0H222ZM151 4H159L160 6H164L165 0H150ZM16 4L20 7H23V0H16ZM153 12V9L149 7H144L142 10V13H137L138 16H142L143 14H148L151 15ZM120 15L126 16V13L121 12ZM163 14H159L157 17V20H159V17L162 16ZM97 31L100 33L101 37H103L106 34V30L101 29V26L99 22L95 25ZM77 34L79 33L80 29L77 28L75 30ZM89 36H91V31H89ZM47 43V42H45ZM65 43H69L67 39H65ZM152 43H155V41H152ZM39 47V46H37ZM83 47V45H81ZM60 51V45L59 43H56L53 48H51L48 51L43 52L41 55L46 58V59H54L55 54L59 53ZM72 52L71 45L69 43V49H68V54L70 55ZM167 55H171V53L165 52ZM39 62V57L34 58L33 61L30 63L29 67H31L33 64H36ZM55 64L59 65L60 60L57 58L55 59ZM76 72H81L85 71L86 69H81L78 68L76 65L71 66ZM50 82L48 80H45L41 83H38L35 86L36 93L38 94L40 91H42L45 87H49ZM240 91V87L237 86L236 89L233 90L232 96H238ZM150 95V94H149ZM226 100H222L221 103H226ZM27 103H30V100L25 97L24 98V103H21L20 105V111L24 112L25 115L21 119L19 117V113L14 114L13 117L10 120H5L2 123V131H0V137H3L5 134H7L9 139H12V130L15 127L20 126L23 123H27ZM235 107V105H233ZM208 115H211L209 113ZM58 120L63 119L62 116L57 118ZM264 128V126H261ZM156 125L153 124L151 126V129H155ZM175 139H178L179 137L176 136L174 137ZM110 139H115V138H110ZM142 142L147 143V141L142 137ZM243 139V138H241ZM117 143H119L118 140H116ZM150 146V145H149ZM241 146L240 140H237L233 144L229 146L230 150H225L221 149L218 152L214 153L212 156L207 157L206 159L201 160L199 163H197L192 170V174L189 178H195L197 174H210L212 170H214L216 167H218L221 163H223L224 160L228 158L229 155H231L233 152L239 149ZM82 150V149H81ZM24 148L21 147L18 150H13L11 152V159L6 161L5 166L3 168H0V174H2L4 177H11V183L13 185V189L16 193V200L17 203H22L23 202V197L28 194V182L26 178V172H25V165H24ZM49 157L52 156V153H48ZM132 169H129V172H131ZM25 177L24 182L18 183V177ZM103 179V178H101ZM111 180H115V182L119 183V180H127L128 175H125L123 177H120L117 179L115 177V173L109 177ZM140 179L142 180H149V179H155V177H146L143 175V173L140 174ZM166 180L171 179V176L165 177ZM97 185V190H99L100 187V181H96ZM105 186H107V181H105ZM155 187H159V185H156ZM200 185L196 184L193 186L192 189H189V194L194 191L199 189ZM154 189H148L149 192H151ZM142 195H144L143 191H134L128 195L125 196V200L128 201L129 203L133 202L135 199L140 198ZM115 200V203H110L109 201H104L106 204H108L109 208H114L116 213L120 212L121 209V201L119 200L118 197L113 198ZM176 204L180 205L181 200L177 199ZM99 211H104V209H99ZM177 211L179 212V208H177ZM227 213V209H226ZM86 216L88 217V220L84 223L83 228H84V233L80 238V243L77 249V257H76V264H93L95 261V258L98 256L104 255L106 252H108L111 248V244L113 243L112 238L109 236L108 232L105 231V229L101 226L102 221L100 217L93 212H88L86 211ZM117 219H123L122 216H117ZM229 222L230 221V216L228 217ZM157 223L160 227L164 229L165 234H167L171 238V233L167 227V225L163 222V218L160 217L157 220ZM135 239V237H133ZM7 240L0 238V243H6ZM137 242H139L137 240ZM81 257H87L90 258L88 260H82Z\"/></svg>",
    "mask_w": 264,
    "mask_h": 264
}]
</instances>
